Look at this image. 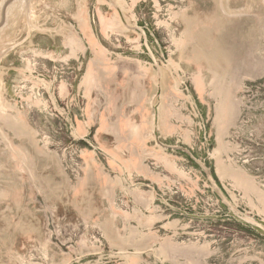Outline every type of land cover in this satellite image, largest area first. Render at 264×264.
Here are the masks:
<instances>
[{
	"label": "rangeland",
	"instance_id": "1",
	"mask_svg": "<svg viewBox=\"0 0 264 264\" xmlns=\"http://www.w3.org/2000/svg\"><path fill=\"white\" fill-rule=\"evenodd\" d=\"M7 12L0 264H264V0Z\"/></svg>",
	"mask_w": 264,
	"mask_h": 264
},
{
	"label": "crops",
	"instance_id": "2",
	"mask_svg": "<svg viewBox=\"0 0 264 264\" xmlns=\"http://www.w3.org/2000/svg\"><path fill=\"white\" fill-rule=\"evenodd\" d=\"M93 106L94 108H91L89 111L84 112V114H81L79 117L77 116L76 130L78 131V133L88 134L91 132H96L102 134L109 130L110 126L112 125L111 123L116 125V120H114V122H109L107 119H101L102 115L100 109L98 107L96 108L95 103L93 104ZM87 155L89 158L94 157L91 152ZM83 164L85 165V163Z\"/></svg>",
	"mask_w": 264,
	"mask_h": 264
},
{
	"label": "water",
	"instance_id": "3",
	"mask_svg": "<svg viewBox=\"0 0 264 264\" xmlns=\"http://www.w3.org/2000/svg\"><path fill=\"white\" fill-rule=\"evenodd\" d=\"M11 2V1H10ZM28 11V10H27ZM9 12V11H8ZM8 12L6 13V16L4 17V20L2 22V24L0 25V27H3L5 24L7 25V20H8ZM29 15H30V9L28 11ZM5 25V26H6ZM9 51V50H8ZM3 57V56H2Z\"/></svg>",
	"mask_w": 264,
	"mask_h": 264
},
{
	"label": "bare ground",
	"instance_id": "4",
	"mask_svg": "<svg viewBox=\"0 0 264 264\" xmlns=\"http://www.w3.org/2000/svg\"><path fill=\"white\" fill-rule=\"evenodd\" d=\"M32 9H30V16H32ZM23 15V14H22ZM9 20H10V17H9V15H8V20H7V24L9 23Z\"/></svg>",
	"mask_w": 264,
	"mask_h": 264
}]
</instances>
